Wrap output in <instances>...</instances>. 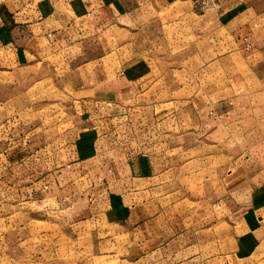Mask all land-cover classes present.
<instances>
[{"label":"crops","instance_id":"0c3cea01","mask_svg":"<svg viewBox=\"0 0 264 264\" xmlns=\"http://www.w3.org/2000/svg\"><path fill=\"white\" fill-rule=\"evenodd\" d=\"M120 6L0 0V74H51L68 87L82 114L76 160L59 169L108 200L85 203L81 192L61 212L62 233L89 251L136 252L141 264H264V149L233 146L229 161L203 136L218 138L220 125L207 128L226 100L264 89V0H208L137 29L119 24ZM21 128L8 146L0 137L14 166L54 138L49 127ZM11 233L0 228V249L15 248L1 238Z\"/></svg>","mask_w":264,"mask_h":264},{"label":"rangeland","instance_id":"374dc122","mask_svg":"<svg viewBox=\"0 0 264 264\" xmlns=\"http://www.w3.org/2000/svg\"><path fill=\"white\" fill-rule=\"evenodd\" d=\"M207 1L121 0L119 24L130 25L132 29H137V26L147 24L153 18L159 19L170 12L178 14L189 9L192 4L198 9ZM64 67H67V63ZM31 78L32 83L23 71L14 75L3 72L0 74L2 146L9 145V136L14 135L17 126L19 128L22 126L21 134L41 126L49 127L54 138L45 152L36 153L28 161L19 160L17 166L9 164L8 158L0 154V199L2 198L0 228L4 231L10 228L11 231H15L10 235L1 236L3 240H9L15 248L9 249L7 246L0 249V264H141L136 260V252L89 251L83 238L76 246L67 234L62 233L65 226L59 221L61 212L71 207L81 192H84L82 195L85 196V203L89 201L96 205L100 201L103 206L108 200L94 198L95 196L90 198L91 191L87 182L78 184V187L74 186L72 178L70 179L72 168L68 169L71 166L65 168L63 172L59 169L67 166L73 159L76 160L77 155L74 156L72 150L79 141L77 125L78 116L82 114L67 93L68 87L63 91L61 84L58 86L51 74L43 76L33 74ZM219 111L207 128L209 130V127H212L213 130L219 131L217 126L220 125L222 131L218 135L219 139L212 133L207 134L209 131H204L203 136L210 141L219 142L218 145L226 153L224 155L226 160H232L233 146L247 152L249 149L253 152L264 149V89L243 96H233L226 100ZM23 121L26 123H22ZM209 135L213 137H208ZM52 147L62 149L60 155L66 161L64 165L60 160H56ZM248 154L240 155L239 161L248 163ZM58 175L62 178V182L58 180ZM111 189L113 187L109 188ZM97 194L101 196L100 193ZM8 196L16 197L17 202L18 199L23 200L28 196L32 202H21L12 206ZM103 196L104 194L101 197ZM62 199L66 201L61 202ZM45 216L49 217V221L44 219ZM43 229H49V233L41 235L40 231ZM28 230H32L34 235L29 234L32 238L30 241L27 240L25 245L24 240L28 238ZM19 242L22 244L18 245ZM57 243H60V248L52 249L51 246ZM41 244H47L48 249L46 250Z\"/></svg>","mask_w":264,"mask_h":264},{"label":"built area","instance_id":"2783aa9c","mask_svg":"<svg viewBox=\"0 0 264 264\" xmlns=\"http://www.w3.org/2000/svg\"><path fill=\"white\" fill-rule=\"evenodd\" d=\"M246 40L248 39L247 37L245 38ZM246 46L248 47V48H250L251 46H252V43L250 42V41H246Z\"/></svg>","mask_w":264,"mask_h":264}]
</instances>
